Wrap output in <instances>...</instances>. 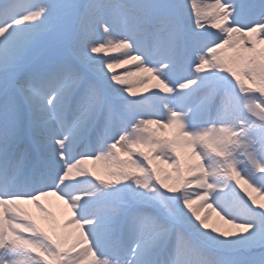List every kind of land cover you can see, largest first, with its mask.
<instances>
[{"label": "snow or ice", "instance_id": "1", "mask_svg": "<svg viewBox=\"0 0 264 264\" xmlns=\"http://www.w3.org/2000/svg\"><path fill=\"white\" fill-rule=\"evenodd\" d=\"M259 199L264 0H0V264H264Z\"/></svg>", "mask_w": 264, "mask_h": 264}, {"label": "bare ground", "instance_id": "2", "mask_svg": "<svg viewBox=\"0 0 264 264\" xmlns=\"http://www.w3.org/2000/svg\"><path fill=\"white\" fill-rule=\"evenodd\" d=\"M211 31H216L215 29H211ZM132 67L135 68V62L124 66L123 68L119 69L120 71H123L124 68ZM146 75L147 73H141ZM140 74V76H141ZM155 86V84L151 81H146V84L142 87H139L136 91L137 92H146L149 91V89L152 86ZM156 89L158 87L156 86ZM159 91V89H158ZM142 93L140 95H142ZM145 93V94H146ZM85 169H87L89 172L93 173V175L101 174L103 173L104 166L100 162H96L94 159H90L88 163H86L83 166ZM78 179H81V177H78ZM238 187L241 190H247V192H250L252 195H255L257 197V192L255 194L251 189L248 188L246 184L243 183V181L240 182ZM263 202V199H259ZM41 203L45 206V208L48 209L49 212H51L54 216V220L59 225H64L69 220L75 218L73 214V210L68 206L67 203H65L64 200L59 199L57 196H49L47 198H44L41 200ZM22 207L26 210L28 214L32 216L33 219L36 220L37 224L44 229L45 231H48L52 233L51 229L53 227L52 222L48 221L44 217V213L41 212L40 209H38L34 204L31 203H25L22 205ZM201 216H208V224H209V230L213 227L218 228L220 230H230L231 226L228 224H225V222L220 218L219 215H217L216 212L212 211L211 209L204 208L201 211ZM69 232H72L73 229H68ZM53 234V233H52Z\"/></svg>", "mask_w": 264, "mask_h": 264}, {"label": "rangeland", "instance_id": "3", "mask_svg": "<svg viewBox=\"0 0 264 264\" xmlns=\"http://www.w3.org/2000/svg\"><path fill=\"white\" fill-rule=\"evenodd\" d=\"M150 76V74H146V75H144V74H141V76H139V77H137V78H135V79H139V78H145L146 79V81H151V82H153L154 84H155V86L153 85L150 89H149V91H147L148 93H146V92H137L136 90L139 88V87H142V86H144L145 84H146V82L144 83V84H142V85H136L135 87H134V91H136L137 92V94H138V97L139 96H146V95H151V93L152 92H154V91H158V89H156V86H157V81L155 80V79H148V77ZM142 93V95H140ZM146 93V94H145ZM161 95H163V93H161ZM138 97H130V98H138ZM154 128L156 127V126H153ZM159 131V130H158ZM172 132H173V130H171V129H168V130H163V131H161V135L162 136H166V137H168V138H171L172 137ZM83 151H85V149H83V148H80V149H78V152H83ZM178 151H180L181 152V154H182V156H183V154L186 152V151H190V150H188V149H178ZM157 163V165H158V167L160 168V169H163V170H165V171H171V169H170V167H169V164L168 163H161L160 161H157L156 162ZM97 175H100L102 178H104L105 177V170H103V173H101V174H97ZM95 176V175H94ZM162 178H163V176H162ZM237 191L240 193V195L242 196V197H244V199L245 200H248V197H249V195H251L252 197H255V195H252L250 192H247V191H245V190H241L239 187H238V185H237ZM253 193L255 194V191H253ZM259 196V194H257V197ZM258 202H260V203H264V199H263V202L262 201H260V200H258ZM198 203H203V202H198ZM249 203H251V201L249 200ZM195 206V205H194ZM205 208H207V209H209L210 210V208H208V207H205ZM212 210V209H211ZM215 212V211H214ZM230 230H235V229H231L230 228ZM49 234L51 235L52 233H50L49 232Z\"/></svg>", "mask_w": 264, "mask_h": 264}]
</instances>
